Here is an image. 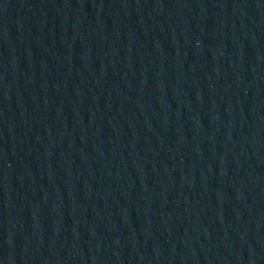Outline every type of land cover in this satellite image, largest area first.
I'll return each mask as SVG.
<instances>
[{"label": "water", "instance_id": "water-1", "mask_svg": "<svg viewBox=\"0 0 264 264\" xmlns=\"http://www.w3.org/2000/svg\"><path fill=\"white\" fill-rule=\"evenodd\" d=\"M0 264H161L78 0H0Z\"/></svg>", "mask_w": 264, "mask_h": 264}]
</instances>
